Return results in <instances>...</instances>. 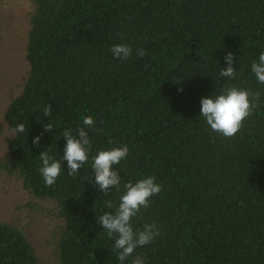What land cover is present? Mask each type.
<instances>
[{
  "label": "trees",
  "instance_id": "16d2710c",
  "mask_svg": "<svg viewBox=\"0 0 264 264\" xmlns=\"http://www.w3.org/2000/svg\"><path fill=\"white\" fill-rule=\"evenodd\" d=\"M32 2L29 69L5 112L11 135L0 170L55 206L56 264H121L97 219L115 212L125 184L149 176L162 190L132 224L135 230L155 223L160 235L124 264L136 255L145 264H264V84L251 71L264 52V0ZM116 44L129 45L132 55L114 58ZM228 52L236 59L235 78L219 76ZM230 85L259 91L260 99L229 138L206 123L200 101ZM48 104L51 118L42 115ZM87 116L103 130L86 129L89 160L76 176L67 175L62 161L54 185L45 186L40 153L61 159L62 133L75 132ZM50 119L54 130L33 146ZM20 123L25 131L14 133ZM123 145L129 154L113 166L119 189L103 194L94 184L93 157ZM0 264L44 263L21 227L0 222Z\"/></svg>",
  "mask_w": 264,
  "mask_h": 264
},
{
  "label": "clouds",
  "instance_id": "9594fccd",
  "mask_svg": "<svg viewBox=\"0 0 264 264\" xmlns=\"http://www.w3.org/2000/svg\"><path fill=\"white\" fill-rule=\"evenodd\" d=\"M114 58L126 60L132 55V48L125 44H116L111 48ZM136 55L143 57L146 52L143 48L136 50ZM224 60L227 67L219 72L220 77L235 78V63L233 53L228 52ZM251 71L260 84H264V52L251 64ZM179 82V81H178ZM182 91V89H178ZM260 99V92H253L250 89L239 88L230 85L224 88L221 94L202 98L200 101V115L206 120L210 128L222 134L224 137H233L243 126L246 118L253 114ZM53 107L51 104L44 106L42 115L51 118ZM56 121L50 119L43 128V132L33 138L32 144L40 147L41 136L54 130ZM86 129H95V119L93 116H87L83 119V126L78 127L75 132L68 128L62 133L66 141L63 148L61 159H55L47 151H42L39 155L42 161V167L39 171L43 177L45 186L54 185L56 179L61 174L63 168L62 161H66L67 175L76 176L79 169L89 160L91 150V138ZM14 133H23L25 125L20 123L12 129ZM102 132V129H95ZM129 154L127 145L112 147L109 150H101L93 157L92 171L95 176L94 184L98 186L99 191L107 194L110 188L119 189L121 176L119 169L113 170L114 165H118L121 160ZM126 191L120 196V202L115 212H105L99 216L97 223L107 231L108 236L114 239V249L119 250L118 259L121 264L132 256L138 247H144L150 244L157 236L160 230L155 223L143 225L142 229H135L132 224V218L140 213L141 209L150 207V198L159 194L162 190L160 184L156 183L154 176H149L138 180L135 184L128 182L125 184ZM105 206L113 208L111 201H106ZM131 264H145V259L136 255Z\"/></svg>",
  "mask_w": 264,
  "mask_h": 264
},
{
  "label": "rangeland",
  "instance_id": "374dc122",
  "mask_svg": "<svg viewBox=\"0 0 264 264\" xmlns=\"http://www.w3.org/2000/svg\"><path fill=\"white\" fill-rule=\"evenodd\" d=\"M32 0H0V163L7 154L6 138L11 135L5 112L20 94L29 65L25 58ZM0 222L21 227L44 264H56L58 228L51 201L33 198L15 177L0 170Z\"/></svg>",
  "mask_w": 264,
  "mask_h": 264
}]
</instances>
